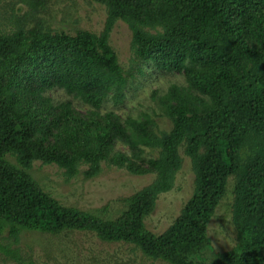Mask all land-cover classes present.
<instances>
[{"label": "trees", "instance_id": "1", "mask_svg": "<svg viewBox=\"0 0 264 264\" xmlns=\"http://www.w3.org/2000/svg\"><path fill=\"white\" fill-rule=\"evenodd\" d=\"M47 1L0 7V234L17 242L24 232H87L152 261L207 264L206 228L233 177L236 246L212 264H264V0H87L106 13L99 34L50 27ZM118 22L131 33L127 69L109 41ZM145 67L183 77L150 95L169 131L146 113L100 111L123 103ZM53 90L89 109L53 103ZM181 149L191 196L163 232L151 233L145 220L174 188ZM34 162L57 166L67 181L94 179L102 165L154 178L109 219L60 204L30 174ZM6 253L24 264L17 250Z\"/></svg>", "mask_w": 264, "mask_h": 264}, {"label": "rangeland", "instance_id": "2", "mask_svg": "<svg viewBox=\"0 0 264 264\" xmlns=\"http://www.w3.org/2000/svg\"><path fill=\"white\" fill-rule=\"evenodd\" d=\"M12 1L0 0V7L11 4ZM46 3L44 16L46 23L52 28L65 31L82 29L99 34L104 27L106 13L104 8L96 3L87 0H48ZM109 41L120 64L127 69L131 58V33L128 27L118 22L112 28ZM171 83L183 84V77L155 72L151 67H145L143 76L136 74L135 78L130 80L123 103L114 105L111 101L106 102L100 111H114L121 119L137 118L146 113L156 120L157 129L169 131V121L153 115L159 114V111L150 95L155 89L164 91ZM47 96L55 104L71 102L81 113L89 109L61 90H53ZM116 149L122 150L120 146ZM180 155L183 164L177 173L174 188L159 196L153 213L145 220V226L151 233L163 232L179 215L191 196L194 175L190 161L184 156L182 149ZM146 156H149L148 152ZM9 161L15 164L13 158H9ZM29 172L41 188L60 204L109 219L116 218L125 208L123 199L150 184L154 178L152 175L132 176L124 170L104 165L101 173L89 180L79 175L67 181L62 169L55 165H41L40 162H34ZM233 186L234 179L231 177L227 181V193L209 222L213 226L225 225V232L231 238L232 244L216 241L214 236L210 237L211 242L216 245L213 254L231 250L236 246L234 226L225 224V215L231 213ZM1 247L6 248L1 250ZM8 250H17V257L24 264H166L146 258L132 245L101 242L94 234L87 232H70L59 236L24 232L15 242L9 238L8 232L4 231L0 234V264H18L6 253Z\"/></svg>", "mask_w": 264, "mask_h": 264}, {"label": "clouds", "instance_id": "3", "mask_svg": "<svg viewBox=\"0 0 264 264\" xmlns=\"http://www.w3.org/2000/svg\"><path fill=\"white\" fill-rule=\"evenodd\" d=\"M231 221H232V215L230 212H228L225 215V224L231 227L233 226L231 224ZM213 236L215 237L216 241H224L228 244H232L231 238L225 232V225L213 226L209 224L205 232V237L208 240V243L205 249V255L207 257V264H212V262L217 258L216 256L213 255L216 245L215 243L210 242V239H209L210 237H213Z\"/></svg>", "mask_w": 264, "mask_h": 264}]
</instances>
